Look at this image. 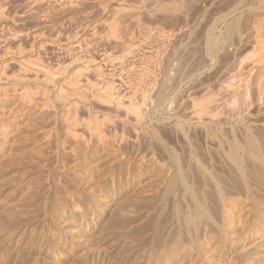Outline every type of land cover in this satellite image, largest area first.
<instances>
[{
    "label": "rangeland",
    "instance_id": "obj_1",
    "mask_svg": "<svg viewBox=\"0 0 264 264\" xmlns=\"http://www.w3.org/2000/svg\"><path fill=\"white\" fill-rule=\"evenodd\" d=\"M5 1L0 2L6 7L0 17V264H264V187L254 180L263 162L241 147L253 139L264 160L259 88H264V0ZM68 2L73 9L64 7ZM226 6L223 24L237 22L241 31H233L232 39L238 45L203 46L205 29ZM49 11L56 15L51 22ZM6 29L22 34L10 39ZM237 91L250 93L249 99L241 96L250 104ZM94 92L121 97L124 109H115L109 98L104 104ZM239 100L247 107L238 106ZM72 118L79 119V131L80 120L102 123L104 147L95 138L89 147L70 138L63 126ZM227 140L237 146L242 169H251L245 182L242 169L224 154L233 144ZM167 168L178 181L165 190L167 180L159 173ZM181 176L190 178L189 188ZM119 180L121 187L112 188ZM187 210L201 219L197 238L189 235ZM178 229L183 239L177 241Z\"/></svg>",
    "mask_w": 264,
    "mask_h": 264
},
{
    "label": "bare ground",
    "instance_id": "obj_2",
    "mask_svg": "<svg viewBox=\"0 0 264 264\" xmlns=\"http://www.w3.org/2000/svg\"><path fill=\"white\" fill-rule=\"evenodd\" d=\"M1 1H2V0H0V2H1ZM3 1H5V0H3ZM40 1H41V0H26L25 3H29V4H31V5H33V4L36 5V4H39ZM45 1H46V0H45ZM54 1H56V0H54ZM63 1H64V0H63ZM72 1H73V0H72ZM75 1H76V2H75ZM75 1H73V2H75V5H76V4L79 5L83 0H75ZM93 1H94V0H93ZM105 1H107V0H105ZM5 2H6V1H5ZM70 2H71V1H70ZM70 2L66 3V4H68V5H65L64 7H67L68 9H71V8H69V7H72L73 5H72V3H70ZM118 2H119V1H118ZM123 2H124V1H123ZM1 3H2V2H1ZM105 3H106V2H105ZM107 3H108V2H107ZM120 3H121V2H120ZM90 4H91V3H90ZM8 5H9V4H8ZM8 5H7V6H8ZM27 5H28V4H27ZM60 5H61V4H60ZM262 5H264V1H262ZM3 6H4V5H3ZM3 6H0V8H1V7L3 8V9H0V17L2 16L4 10L6 9V7L4 8ZM28 6H29V5H28ZM92 6H93V5H92ZM86 7H87V6H86ZM101 7H102L101 9H105V8H106L105 5H104V6H101ZM104 7H105V8H104ZM122 7H123V6H122ZM260 7H261V6H260ZM262 7H263V6H262ZM29 8H30V7H29ZM33 8H34V7H33ZM79 8H80V7H79ZM90 8H91V7H90ZM119 8H121V6H119ZM124 8H125V7H124ZM124 8H123V9H124ZM26 9H27V7H26ZM68 9H65V8H64V11H63V12L68 11ZM72 9H73V7H72ZM37 10H38V9H37ZM51 10H52V9H51ZM51 10H50V11H51ZM74 10H75V9H74ZM89 10H91V9H89ZM120 10H121V9H120ZM6 11H8V9H7ZM50 11H49V13L47 14V16H49V18H50V16H51V15H49V14H50ZM55 11H57V10H55ZM79 11H80V10H79ZM93 11H95V9H94ZM100 11H101V10H100ZM103 11H104V10H103ZM108 11H110V10H108ZM10 12H11V11H10ZM58 12H59V11H58ZM61 12H62V11H61ZM84 12H85V11H84ZM98 12H99V11H98ZM101 12H102V11H101ZM53 13H54V12H53ZM53 13H51V14L53 15V16H51L52 19L47 18V20H48V19L50 20V21L48 20L49 22H51V21L53 20V17H56V15L54 16L55 13H54V14H53ZM56 13H57V12H56ZM252 13H253V12H252ZM7 14H8V13H7ZM26 14H27V13H26ZM249 14H250V13H249ZM59 15H60V14H59ZM47 16H46V17H47ZM64 16H65V15H64ZM82 16H83V15H82ZM84 17H85V16H84ZM108 17H109V16H108ZM239 17H240V16H239ZM239 17H237V18H239ZM254 17H255V16H254ZM59 18H60V17H59ZM70 18H71V17H70ZM62 19H64V18H62ZM77 19H78V18H77ZM249 19H250V18H249ZM87 20H88V19H87ZM101 20H102V19H101ZM235 20H236V19H235ZM235 20H234V21H235ZM41 21H42V20H41ZM60 21H61V20H60ZM75 21H76V20H75ZM85 21H86V20H85ZM114 21H115V20H114ZM236 21H237V20H236ZM87 22H88V21H87ZM87 22H86V23H87ZM100 22H101V21H100ZM239 22H240V21H238V23H239ZM39 23H40V22H39ZM45 23H46V19H45ZM47 23H48V22H47ZM54 23H55V22H54ZM64 23H65V22H64ZM96 23H97V22H96ZM233 23L235 24V23H237V22H233ZM233 23H231V24H232V25H231V28L234 29V31H236V32H237V31L239 32V30L241 31V29L235 30V27H234V24H233ZM8 24H9V23H8ZM10 24H11V23H10ZM41 24L43 25V23H41ZM48 24H49V23H48ZM50 24H51V23H50ZM76 24H77V23H76ZM93 24H94V23H93ZM109 24H110V23H109ZM248 24H249V23H248ZM12 25H16V24H12ZM20 25H21V24H20ZM78 25H79V24H78ZM111 25H112V24H111ZM235 25H236V24H235ZM237 25H238V24H237ZM245 25H246V24H245ZM255 25H256V24H255ZM2 26H3V25H2ZM52 26H53V25H52ZM105 26H106V25H105ZM108 26H109V25H108ZM252 26H253V25H252ZM64 27H65V26H64ZM68 27H69V26H68ZM78 27H79V26H78ZM95 27H96V26H95ZM100 27H101V26H100ZM109 27H110V26H109ZM115 27H117V26H115ZM115 27H114V28H115ZM228 27H230V26H228ZM236 27H237V26H236ZM248 27H249V26H248ZM256 27H257V26H256ZM43 28H44V27H43ZM52 28H53V27H52ZM90 28H91V27H90ZM103 28H104V27H103ZM110 28H112V27H110ZM231 28H230V30H228L227 32H228L229 34H230V33H231V34L235 33V32H233V33H232V32H229V31H232ZM254 28H255V27H254ZM9 29H10V28H9ZM9 29H6V30H9ZM13 29H14V28H13ZM16 29H17V28H16ZM27 29H28V28H27ZM82 29H83V28H82ZM6 30H5V31H6ZM10 30H11V29H10ZM10 30H9V31H10ZM40 30H41V29H40ZM54 30H55V29H54ZM96 30H97V28H96ZM212 30H213V29H212ZM3 31H4V30H3ZM18 31H19V30H12V32L10 31V33H9V34H10V36H9L10 39H11V38H12V39H13V38L15 39V36H17V38H18V36H19L20 34H22V32H21V33H19V35H18V33H17ZM35 31H36V30H35ZM44 31H46V30H44ZM49 31H50V30H49ZM209 31H210V30H209ZM0 32H2V31H0ZM19 32H20V31H19ZM26 32H27V31H26ZM30 32H31V31H30ZM38 32H39V31H38ZM47 32H48V31H47ZM115 32H116V31H115ZM115 32H114V33H115ZM210 32H211V31H210ZM254 32H255V31H254ZM7 33H8V32H7ZM32 33H33V32H32ZM32 33H31V34H32ZM51 33H52V31H51ZM91 33H92V31H91ZM106 33H107V32H106ZM26 34H27V33H26ZM48 34H49V33H48ZM48 34H47V35H48ZM53 34H54V33H53ZM235 34H236V33H235ZM91 35H92V34H91ZM111 35H112V34H111ZM209 35H211V33L208 32V36H209ZM6 36H7V35H6ZM43 36H44V35H43ZM213 36H215V35H213ZM213 36L211 35V36H210V39H211ZM228 36H229V35H228ZM0 37H1V36H0ZM30 37H31V36H30ZM53 37H54V36H53ZM53 37H52V38H53ZM99 37H100V36H99ZM105 37H106V36H105ZM226 37H227V36H226ZM230 37H231V36H230ZM254 37H255V36H254ZM6 38H7V37H6ZM68 38H69V37H68ZM102 38H103V37H102ZM207 38H208V37H207ZM35 39H36V38H35ZM65 39H66V37H65ZM100 39H101V38H100ZM111 39H112V38H111ZM214 39H215V38H214ZM216 39H217V36H216ZM255 39H256V37H255ZM5 40H6V39H5ZM5 40H4V41H5ZM15 40H16V39H15ZM52 40H53V39H52ZM208 40H209V39H208ZM211 40H212V39H211ZM227 40L229 41V39H227ZM13 41H14V40H13ZM58 41H59V40H58ZM84 41H85V40H84ZM100 41H101V40H100ZM213 41H214V43L216 44L215 40H213ZM231 41H232V40H231ZM231 41H230V42H231ZM42 42H43V41H42ZM93 42H94V41H93ZM209 42H211V41H209ZM1 43H2V42H1ZM22 43H23V42H22ZM212 43H213V42H212ZM256 43H257V42H256ZM259 43H260V42H259ZM261 43H262V41H261ZM35 44H36V43H35ZM79 44H80V43H79ZM94 44H95V43H94ZM99 44H100V43H99ZM0 45H1V44H0ZM3 45H4V44H3ZM18 45H19V44H18ZM23 45H24V44H23ZM42 45H43V44H42ZM213 45H214V44H213ZM232 45H233V44H232ZM258 45H260V44H258ZM261 45H262V44H261ZM19 46H21V45H19ZM70 46H71V45H70ZM78 46H79V45H78ZM208 47H209V45H208ZM211 47H214V46L211 45ZM23 48H25V47H23ZM30 48H31V47H30ZM68 48H69V47H68ZM77 48H78V47H77ZM259 48H260V47H259ZM21 49H22V48H21ZM27 49L29 50V48H27ZM19 50H20V47H19ZM23 50H24V49H23ZM25 50H26V49H25ZM30 50H31V49H30ZM20 51H21V53H22V50H20ZM67 51H68V50H67ZM12 52H13V51H12ZM19 53H20V52H19ZM101 53H102V52H101ZM256 58H257V57H256ZM258 58H259V57H258ZM32 59H33V58H32ZM259 59H262V57L259 58ZM38 61H39V60H38ZM86 61H87V60H86ZM253 62H254V61H253ZM253 62H252V63H253ZM257 62H258V61H256V63H257ZM259 62H260V61H259ZM39 63H40V61H39ZM33 64H34V63H33ZM179 64H180V63H179ZM232 64H233V63H232ZM241 64H242V63H241ZM250 64H251V63H250ZM2 66H4V65H2ZM26 66H27V65H26ZM254 66H255V64H254ZM254 66H253V67L251 66V67L254 68ZM240 67H241V66H240ZM255 67H256V66H255ZM1 68H2V67H1ZM78 69H79V68H78ZM64 70H65V69H64ZM3 71H4V70H3ZM33 71H34V70H33ZM27 72H28V71H27ZM78 72H79V71H78ZM80 72H81V71H80ZM109 72H110V71H109ZM115 72H116V71H115ZM2 73H3V72H2ZM73 73H75V72H73ZM103 73H104V72H103ZM252 73H253V72H252ZM57 74H58V73H57ZM63 74H64V73H63ZM171 74H172V73H171ZM178 74H179V73H178ZM184 74H185V73H184ZM257 75H259V74L257 73ZM260 75H261V73H260ZM260 75L258 76L259 78H260ZM263 75H264V74H263ZM263 75H262V76H263ZM0 76H1V75H0ZM248 76H249V74H248ZM75 77H76V76H75ZM250 77H251V76H250ZM250 77H248V78H250ZM254 77H255V76H254ZM82 78H83V77H82ZM259 78H257V80H259ZM261 78H262V77H261ZM261 78H260V80H261ZM76 79H77V78H76ZM106 79H107V78H106ZM167 79H168V77H167ZM254 79H256V78H254ZM263 79H264V78H263ZM86 80H87V79H86ZM89 80H90V78H89ZM99 80H100V79H99ZM252 80H253V79H252ZM260 80H259L258 82H260ZM176 81H177V80H176ZM176 81H175V82H176ZM261 81H262V80H261ZM70 82H71V81H70ZM247 82H248V80H247ZM252 82H253V81H252ZM258 82H257V83H258ZM81 83H82V82H81ZM116 83H117V82H116ZM122 83H123V82H122ZM239 83H240V82H239ZM255 83H256V82H255ZM255 83H254V84H255ZM261 83H262V82H261ZM261 83H260V84H261ZM97 84H98V83H97ZM159 84H160V83H159ZM260 84H259V85H260ZM90 85H91V84H90ZM94 85H95V83H94ZM112 85H113V84H112ZM157 85H158V84H157ZM171 85H172V84H171ZM228 85H229V84H228ZM241 85H242V84H241ZM251 85H252V84H251ZM262 85H263V84H262ZM76 86H78V85L76 84ZM108 86H109V85H108ZM116 86H117V85H116ZM119 86H120V85H119ZM158 86H159V85H158ZM165 86H166V85H165ZM233 86H234V85H233ZM243 86H244V85H243ZM255 86H256V84H255ZM257 86H258V84H257ZM68 87H69V86H68ZM130 87H131V86H130ZM188 87H189V86H188ZM236 87H237V86H236ZM238 87H239V86H238ZM241 87H242V86H241ZM244 87H245V86H244ZM247 87H248V86H247ZM247 87H246V88H247ZM71 88H72V86H71ZM115 88H116V87H115ZM132 88H133V87H132ZM225 88H226V87H225ZM246 88H245V89H246ZM256 88H258V87H256ZM256 88H255V89H256ZM259 88L263 89V91H264V88H262L261 86H260ZM259 88H258V90H259ZM78 89H79V90H82V89H80V87H79ZM84 89H85V88H84ZM86 89H87V88H86ZM88 89H89V88H88ZM130 89H131V88H130ZM163 89H164V88H163ZM182 89H183V88H182ZM226 89H228V88H226ZM234 89H235V88H234ZM239 89H240V91H242L241 88H239ZM248 89H249V88H248ZM261 89H260V90H261ZM39 90H40V88H39ZM75 90H76V89H75ZM96 90H97V89H96ZM131 90H132V89H131ZM186 90H187V89H186ZM229 90H230V89H229ZM236 90H237V89H236ZM243 90H244V89H243ZM249 90H250V89H249ZM253 90H254V89H253ZM258 90H257V92H260V90H259V91H258ZM23 91H24V90H23ZM119 91H120V90H119ZM132 91H133V90H132ZM231 91H234V90L231 89ZM251 91H252V90H251ZM261 91H262V90H261ZM24 92H25V91H24ZM26 92H27V91H26ZM26 92H25V93H26ZM28 92H29V91H28ZM72 92H73V91H72ZM91 92H92V91H91ZM126 92H127V91H126ZM237 92H238V91H237ZM253 92H254V91H253ZM25 93H24V94H25ZM69 93H70V92H69ZM69 93H68V94H69ZM73 93H75V92H73ZM76 93H77V92H76ZM92 93H93V92H92ZM96 93H98V92H96ZM113 93H114V91L112 92V94H113ZM223 93H224V91H223ZM240 93H241V92H238V94H239V96H240V99H241V98H242V99H246V101L249 99L247 96H248L250 93L247 94V96H246V94H245V95H243V94L241 95ZM247 93H248V91H247ZM254 93H255V92H254ZM262 93H264V92H262ZM262 93H261V94H262ZM20 94H21V93H20ZM24 94H22V95H24ZM77 94H79V93H77ZM83 94H84V93H83ZM86 94H87V93H86ZM88 94H89V93H88ZM88 94H87V95H88ZM99 94H100V93H99ZM99 94H95V92H94V94H93L94 96H95V95L98 96V99H97V100L102 99V101L104 102V100H109V99H111V100H113V102H116V103H115V104H116V107L114 106L115 109H117V107L120 108L119 105L122 104V101H121L122 98H121V97H120L121 99H120V98L118 99V97H110V96H111L110 92H107L106 95H102V94L99 95ZM135 94H136V93H135ZM234 94H237V93H234ZM255 94H256V93H255ZM258 94H259V93H258ZM261 94H259V95L261 96ZM26 95H27V93H26ZM43 95H44V94H43ZM60 95H61V93H60ZM66 95H67V94H66ZM81 95H82V94H81ZM89 95H91V94H89ZM117 95L120 96L119 94H117ZM117 95H116V96H117ZM121 95L123 96V94H121ZM133 95H134V94H133ZM179 95H180V94H179ZM262 95H264V94H262ZM30 96H31V95H30ZM36 96H37V95H36ZM70 96H71V95H70ZM74 96H76V95L74 94ZM79 96H80V94H79ZM112 96H113V95H112ZM124 96H125V95H124ZM233 96L235 97V95H233ZM237 96H238V95H237ZM241 96H246L248 99H247L246 97L243 98V97H241ZM249 96H251V95H249ZM253 96H254V95H253ZM256 96H258V95H256ZM256 96H255V97H256ZM33 97H34V95H33ZM38 97H39V96H38ZM65 97H66V96H65ZM82 97H84V96L82 95ZM82 97H81V99H83ZM90 97H91V96H90ZM133 97H134V96H133ZM234 97H233V98H234ZM41 98H42V97H41ZM43 98H44V96H43ZM62 98H63V97H62ZM77 98H78V97H77ZM86 98H87V97H86ZM88 98H89V97H88ZM88 98H87V99H88ZM92 98H93V96H92ZM108 98H109V99H108ZM129 98H130V97H129ZM188 98H189V97H188ZM235 98L237 99L238 97H235ZM235 98H234V99H235ZM261 98H262V97H261ZM261 98H257V99H260V101L263 99V101H264V96H263L262 99H261ZM44 99H45V98H44ZM103 99H104V100H103ZM216 99H217V98H216ZM216 99H215V100H216ZM220 99H221V98H220ZM250 99L252 100L253 98H250ZM257 99H254V100H256V102L259 103V104L261 103V105H262V102H263V101L258 102ZM46 100H47V99H46ZM61 100H62V99H61ZM89 100H91V98H90ZM92 100H93V99H92ZM92 100H91V101H92ZM111 100H110V104H111ZM115 100H116V101H115ZM122 100H124V99H122ZM141 100H142V99H141ZM190 100H191V99H190ZM192 100H193V99H192ZM212 100H213V99H212ZM215 100H214V101H215ZM251 100H250V101H251ZM80 101H81V100H80ZM80 101H79V102H80ZM130 101H131V100H130ZM150 101H151V100H150ZM177 101H178V100H177ZM185 101H186V100H185ZM217 101H218V100H217ZM241 101H242V100H241ZM246 101H245V103H246ZM94 102H95V101H94ZM98 102H99V101H98ZM98 102H97V103H98ZM128 102H129V100H128ZM128 102H127V103H128ZM131 102L133 103V101H131ZM137 102H138V101H137ZM175 102H176V101H175ZM210 102H212V101L210 100ZM233 102H234V100H233ZM252 102H255V101H252ZM252 102H251V104H252ZM89 103H90V102H89ZM91 103H92V102H91ZM100 103H101V102H99V104H100ZM105 103H106V102H104V104H105ZM185 103H186V102H185ZM189 103H190V102H189ZM201 103H202V102H201ZM217 103H218V102H217ZM219 103H220V102H219ZM241 103H242V102H241ZM245 103H244V104H245ZM247 103H249V102L247 101ZM247 103H246V107H247ZM44 104H45V103H44ZM72 104H74V103H72ZM75 104H76V102H75ZM102 104H103V103H102ZM108 104H109V103H108ZM113 104H114V103H113ZM115 104H114V105H115ZM123 104H124V103H123ZM123 104H122V105H123ZM170 104H171V103H170ZM224 104H225V103H224ZM244 104H241V105H240V100H239V104H238V106L240 105V107H243L242 105H244ZM249 104H250V103H249ZM254 104H255V103H254ZM69 105H70V103H69ZM77 105H78V104H77ZM79 105H80V104H79ZM111 105H112V104H111ZM128 105H129V104H128ZM198 105H199V104H198ZM233 105H234V104H233ZM235 105H236V104H235ZM235 105H234V107H235ZM71 106H72V105H71ZM83 106H84V104H83ZM124 106H125V105H124ZM131 106H132V105H131ZM135 106H136V105H135ZM172 106H173V105H172ZM238 106H237V107H238ZM250 106H251V105H250ZM250 106H248V107H250ZM72 107H73V106H72ZM75 107H76V106H75ZM86 107H87V106H86ZM89 107H91V106H89ZM110 107H111V106H110ZM133 107H134V106H133ZM140 107H141V106H140ZM185 107H186V106H185ZM193 107H194V106H193ZM198 107H199V106H198ZM200 107L202 108V106H200ZM222 107H223V106H222ZM230 107H231V106H230ZM230 107H229V108H230ZM240 107H239V108H240ZM244 107H245V106H244ZM263 107H264V106H263ZM92 108H93V107H92ZM121 108H122V107H121ZM121 108H120V109H121ZM128 108H129L130 110L132 109L131 107H128ZM128 108L126 107L125 110L127 111ZM164 108H165V107H164ZM170 108H171V107H170ZM187 108H188V107H187ZM220 108H221V107H220ZM220 108H219V109H220ZM231 108H233V107H231ZM239 108H238V109H239ZM109 109H110V108H109ZM123 109H124V108H122V110H123ZM137 109H138V108H137ZM198 109H199V108H198ZM214 109H215V108H214ZM67 110H68V109H67ZM113 110H114V109H113ZM130 110H129V112H130ZM138 110H139V109H138ZM138 110H137V112H140V111H141V110H140V111H138ZM186 110H188V109H186ZM221 110H222V109H221ZM232 110H233V109H232ZM234 110L238 111V110L236 109V107L234 108ZM72 111H73V110H72ZM126 111H125L124 113H128V112H126ZM132 111H133V109H132ZM132 111H131V112H132ZM135 111H136V109H135ZM211 111H212V115H213V113H214L215 111H214V110H211ZM213 111H214V112H213ZM229 111H230V110H229ZM239 111H240V110H239ZM109 112H110V111H109ZM131 112H130V114H132ZM137 112H135V113H137ZM141 112H142V111H141ZM145 112H146V111H145ZM177 112H178V111H177ZM181 112H182V111H181ZM191 112H192V111H191ZM194 112H195V111H194ZM199 112H200V110H199ZM199 112L196 111V114L198 113V115H199ZM227 112H228V111H227ZM241 112H242V111H241ZM245 112H246V111H245ZM112 113H113V111H112ZM115 113H116V112H115ZM120 113H121V112H120ZM208 113H209V112H208ZM216 113H217V112H216ZM216 113H214V115H216ZM220 113H222V112H220ZM248 113H249V112H248ZM133 114H134V113H133ZM140 114H141V113H140ZM177 114H178V113H177ZM201 114H203V113H201ZM218 114H219V112H218ZM61 115H62V114H61ZM68 115H69V114H68ZM71 115H73V114H71ZM76 115H77V114H76ZM95 115H96V114H95ZM95 115H94V116H95ZM124 115H125V114H124ZM134 115H135V114H134ZM194 115H195V114H194ZM198 115H197V116H198ZM94 116H93V117H94ZM118 116H119V115H118ZM128 116H129V115H128ZM139 116H140L139 113H137V114L135 115L136 118H138ZM191 116H192V115H191ZM197 116H196V117H197ZM205 116H207V117L210 116V121H211V118L214 119V118L217 117V115L214 116V118L211 117V115H205ZM218 116H219V115H218ZM65 117H66V116H65ZM95 117H97V116H95ZM95 117H94V118H95ZM140 117H141V116H140ZM200 117H202V115H200ZM200 117H198V118H200ZM67 118H68V117H67ZM74 118H75V117H74ZM74 118H72V119H73L72 122H70L71 120H70V121L68 120V122H67L66 120H64V121H65V124H64L63 127H64V130L66 131V132H65V131H64V132H65L66 134L68 133V136H69L70 138L74 139V141L76 140L75 142H77V143L80 142V141H82L81 143L84 142L85 144H84V143H83V144H84V145H87V146L91 143V142L89 143V141H91V139L95 138L96 141H97L96 143H99L100 146L103 145V141H104V139H105L106 133H104V126L102 125V123H98V121H97L96 124H95V123H94V124H93V123L91 124V121H90V120H87V121L84 120L85 122L83 123V120H80V121H82V122H79V123H82V124H80V125H81V128H80V131H79V129H77V128H79L78 125H77L78 127L75 128V127H76V121L79 120V119H77L78 117L76 118L77 120H75ZM88 118H89V117H88ZM88 118H87V119H88ZM94 118H93V119H94ZM105 118H106V116H105ZM191 118H192V117H191ZM191 118H190V119H191ZM205 118H206V117H205ZM70 119H71V118H70ZM89 119H90V118H89ZM97 119H98V118H97ZM108 119H109V118H108ZM194 119H195V118H194ZM207 119H208V118H207ZM217 119H219V120L221 121V119H220L219 117H217ZM247 119H248V118H247ZM95 120H96V119H95ZM109 120H110V119H109ZM137 120L139 121V118H138ZM205 120H206V119H205ZM249 120H250V119H249ZM251 120H252V119H251ZM57 121H58V120H57ZM74 121H75V122H74ZM128 121H129V120H128ZM135 121H136V120H135ZM190 121H191V120H190ZM202 121H203V120H202ZM202 121H201V124H202ZM208 121H209V120H207V122H208ZM210 121H209V122H210ZM212 121H213V120H212ZM238 121H239V120H238ZM66 122H67V124H66ZM69 122H70V123H69ZM102 122H103V121H102ZM110 122H111V121H110ZM110 122L108 121L107 123L110 124ZM131 122H132V121H131ZM213 122H214V121H213ZM216 122H217V121H216ZM218 122H219V121H218ZM218 122H217V123H218ZM77 123H78V121H77ZM135 123H136V122H135ZM138 123H139V122H138ZM211 123H212V122H211ZM214 123H215V122H214ZM244 123H245V122H244ZM136 124H137V123H136ZM212 125H213V123H212ZM216 125H217V124H216ZM250 125H251V124H250ZM52 126H53V125H52ZM141 126H142V125H141ZM143 126H145V125H143ZM204 126H205V125H204ZM209 126H210V124H209ZM220 126H221V124H220ZM108 128H109V127H108ZM246 128H247V127H246ZM131 129H132V128H131ZM138 129H139V128H138ZM209 129H210V128H209ZM222 129H223V128H222ZM226 129H227V128H226ZM244 129H245V128H244ZM244 129H243V130H244ZM248 129H249V128H248ZM105 130H106V129H105ZM115 130H116V129H115ZM139 130H140V129H139ZM213 130H215V129H213ZM217 130H218V129H217ZM54 131H55V130H54ZM108 131H109V130H108ZM132 131H133V130H132ZM176 131H177V130H176ZM210 131L212 132L211 129H210ZM210 131H208V132H210ZM255 131H256V130H255ZM208 132L206 131V133H208ZM110 133H111V132H110ZM113 133H114V132H113ZM121 133H122V132H121ZM121 133H120V134H121ZM225 133H226V132H225ZM239 133H240V132H239ZM242 133H243V132H242ZM245 133H246L245 135L248 134L247 132H245ZM250 133H252V132L250 131L249 134H250ZM258 133H260V132H258ZM66 134H65V136L67 137ZM120 134H119V136H120ZM262 134H263V133H262ZM226 135H227V134H226ZM237 135H239V134H237ZM237 135H236V136H237ZM241 135H242V134H241ZM251 135H252V134H251ZM59 136H60V135H59ZM116 136H117V135H115V137H116ZM189 136H190V135H189ZM189 136H188V137H189ZM212 136H214V135L212 134ZM236 136H235V138H236ZM242 136L244 137V135H242ZM247 136H249V135H247ZM121 137H122V136H121ZM214 137H215V136H214ZM249 137H251V136H249ZM64 138H65V137H64ZM64 138H63V139H64ZM113 138H114V137H113ZM139 138H140V137H139ZM238 138L240 139V137H237L236 139H238ZM192 139H193V137H192ZM212 139H213V138H212ZM236 139H235V140H236ZM243 139H245V138H243ZM258 139H259V138H258ZM115 140H116V139H115ZM115 140H114V141H115ZM120 140H121V139H120ZM123 140H124V139H123ZM135 140H136V139H135ZM232 140H233V139H232ZM232 140H231V141L229 140L230 143H233ZM245 140H246V139H245ZM66 141H67V140H66ZM92 141H93V140H92ZM222 141H223V139H222ZM233 141H234V140H233ZM239 141H240V140H239ZM246 141H247V142H244L245 145L243 144V142H242V143L237 142V143H239V144H237V145L243 144V145H241V147L244 146V147H245L244 149L246 150V152H248V153H252V154L254 155V158H256V159H254V161H255V160H256V161H259V160H260V162H261V161L263 162L262 165L259 163L260 167H259L258 164H255V165H258V167H257L256 173H255L254 180H255V181L257 180L256 182L262 184L263 187H264V160H263V157H262L261 151H259V152H260V155H259V153H258V149H257V147H256L258 144H257V145L255 144L256 141H253V139H251V138H247ZM93 142H94V141H93ZM194 142H195V141H194ZM226 142H228V140H227ZM240 142H241V141H240ZM248 142L254 143V144H255V146H254L255 148L249 147V146L247 145ZM59 143H60V142H59ZM62 143H63V142H62ZM66 143H67V142H66ZM110 143H111V142H110ZM114 143H115V142H114ZM156 143H157V142H156ZM218 143L221 144L222 142H221V143L218 142ZM224 143H225V142H223V144H224ZM228 143H229V142H228ZM230 143H229V144H230ZM235 143H236V142H235ZM246 143H247V144H246ZM101 144H102V145H101ZM213 144H214V143H213ZM223 144H222V145H223ZM225 144H226V143H225ZM225 144H224V145H225ZM54 145H55V144H54ZM60 145H61V144H60ZM63 145H64V144H63ZM66 145H67V144H66ZM75 145H76V144H75ZM80 145H81V144H80ZM80 145H79V146H80ZM84 145H83V146H84ZM91 145H92V144H91ZM135 145H136V144H135ZM139 145H140V144H139ZM246 145H247L248 147H247ZM76 146H77V145H76ZM79 146H77V147H79ZM116 146H117V145H116ZM218 146L220 147L221 145H218ZM229 146H230V147L227 148V150H225V152H224L225 156H227V157L230 159V161H231V160L234 161V163H235L236 167L238 168V170H239V169H242V165H243V164L241 165V162L239 161L238 156H237V154H238V153L236 152L237 149L235 148V147H237V146H236L234 143H233V144H230ZM54 147H55V146H54ZM72 147H73V146H72ZM88 147H89V146H88ZM95 147H96V146H95ZM98 147H99V146H98ZM102 147H104V146H102ZM206 147H207V146H206ZM222 147H224V146H222ZM225 147H226V146H225ZM258 147H259V146H258ZM61 148H62V147H61ZM83 148H84V147H83ZM91 148H94V147L91 146ZM91 148H89V149H91ZM99 148H100V147H99ZM112 148H113V147H112ZM238 148H240V146H239ZM259 148H260V147H259ZM72 149H73V148H72ZM89 149H88V150H89ZM114 149H115V148H114ZM114 149H113V150H114ZM133 149H134V148H133ZM222 149H223V148H222ZM64 150H65V149H64ZM94 150H95V149H94ZM94 150H93V151H94ZM191 150H192V149H191ZM203 150H204V149H203ZM242 150H243V147H242ZM69 151H70V150H69ZM74 151H75V150H74ZM127 151H128V150H127ZM182 151H183V150H182ZM223 151H224V150H223ZM239 151H240V150H239ZM239 151H238V152H239ZM67 152H68V151H67ZM70 152H71V151H70ZM78 152H79V151H78ZM132 152H133V151H132ZM73 153H74V152H73ZM209 153H210V152H209ZM240 153H241V151H240ZM64 154H65V153H64ZM81 154H82V152H81ZM123 154H124V153H123ZM161 155H162V154H161ZM219 155H220V154H219ZM248 155H249V154H248ZM250 155H251V154H250ZM68 156H69V155H68ZM68 156H67V157H68ZM127 156H128V155H127ZM221 156H222V154H221ZM243 156H245V155H243ZM251 156H252V155H251ZM251 156H250V157H251ZM67 157H66V158H67ZM128 157H130V156H128ZM131 157H132V156H131ZM184 157H185V156H184ZM245 157H246V156H245ZM138 158H139V157H138ZM155 158H156V157H155ZM205 158H206V157H205ZM216 158H217V157H216ZM239 158H240V157H239ZM242 158H243V157H242ZM246 158H247V157H246ZM68 159H69V158H68ZM121 159H122V158H121ZM141 159H142V157H141ZM159 159H160V158H159ZM203 159H204V158H203ZM203 159H202V160H203ZM222 159H223V158H222ZM251 159H253V156H252ZM257 159H259V160H257ZM79 160H80V159H79ZM241 160H244V159H241ZM55 161H56V160H55ZM160 161H161V160H160ZM220 161H221V160H220ZM252 161H253V160H252ZM149 162H150V161H149ZM149 162H148V163H149ZM167 162H168V161H167ZM189 162H190V161H189ZM206 162H207V161H206ZM231 162H232V161H231ZM262 162H261V163H262ZM137 163H138V162H137ZM253 163H255V162H253ZM253 163H252V164H253ZM120 164H121V163H120ZM124 164H125V163H124ZM220 164H221V163H220ZM59 165H60V164H59ZM190 165H191V164H190ZM151 166H152V165H151ZM227 166H228V165H227ZM233 166H234V164H233ZM61 167H62V166H61ZM123 167H124V166H123ZM162 167H163V165H162ZM214 167H215V166H214ZM216 167L219 168V166H216ZM216 167H215V168H216ZM234 167H235V166H234ZM236 167H235V168H236ZM251 167H253V165H252ZM183 168H184V167H183ZM230 168L233 169L232 167H230ZM237 168H236V169H237ZM59 169H60V168H59ZM130 169H131V168H130ZM193 169H194V168H193ZM193 169H192V170H193ZM219 169H220V168H219ZM236 169H235V170H236ZM244 169H245V170L242 169V171L240 170L239 173H240V177H241V179L245 182V181L248 179V177H247V176L249 175L248 170L251 171V169H249V168L247 169V168H245V167H244ZM255 169H256V168H255ZM78 170H79V169H78ZM162 170H163V172H162V173H159V174H161V177H164V178L167 180L165 190L171 188L172 186L174 187V185L177 184L178 179H177L174 175H171V173H172L171 171L168 172L169 168H167V169H162ZM164 170H166V171H164ZM233 170H234V169H233ZM238 170H237V171H238ZM182 171H183V170H182ZM185 171H187V170H185ZM211 171H212V170H211ZM219 171H220V170H219ZM160 172H161V170H160ZM187 172H188V171H187ZM234 172H236V171H234ZM254 172H255V170H254ZM254 172H253V173H254ZM194 173H195V172H194ZM203 173H204V172H203ZM224 173H225V172H224ZM225 174H226V173H225ZM232 174H233V173H232ZM53 175H54V174H53ZM59 175H60V174H59ZM61 175H62V174H61ZM178 175H179V174H178ZM194 175H195V174H194ZM250 175H252V174H250ZM183 176H184V175H183ZM188 176H190V175H188ZM204 176L207 178L206 174H205ZM214 176H215V175H214ZM218 176H219V175H218ZM215 177H216V176H215ZM219 177H221V176H219ZM249 177H251V176H249ZM64 178H65V177H64ZM178 178H179V177H178ZM186 178H187V177H186ZM186 178H185V177L182 178V176H181L180 179L182 180V182H180V183H182L183 186L189 188V186H191V185L188 183L189 181H187ZM197 178H198V177H197ZM223 178H224V177H223ZM232 178H233V177H231V180H232ZM180 179H179V181H181ZM187 179H188V178H187ZM189 179H190V178H189ZM189 179H188V180H189ZM58 180H59V179H58ZM221 180H223V179H221ZM224 180H226V179H224ZM235 180H237V179H235ZM248 181H249V180H248ZM59 182H60V181H59ZM205 182H206V181H205ZM233 182H234V181H233ZM235 182H237V181H235ZM249 182H250V181H249ZM190 183H191V182H190ZM199 183H200V182H199ZM225 183H226V182H225ZM237 183H238V182H237ZM240 183H241V182H240ZM65 184H66V183H65ZM121 184H122V181L119 180L118 183H117L114 187H112V188H114V189H115V188H118V189H119V188L121 187ZM197 185H198V184H197ZM241 185H242V184H241ZM193 186H194V185H193ZM234 186H236V185H234ZM58 187H60V185H59ZM70 187H71V185H70ZM257 187H258V186H257ZM261 187H262V186H261ZM61 189H62V188H61ZM202 189H203V188H202ZM239 189H240V188H239ZM242 189H243V188H242ZM55 190H57L56 186H55V188L53 189V191H55ZM178 190H179V189H178ZM253 190H254V189H253ZM263 190H264V188H263ZM61 191L63 192V190H61ZM170 191H171V190H170ZM170 191H169V192H170ZM194 191H195V190H194ZM206 192H208V191H206ZM230 192H231V191H230ZM50 193H51V192H50ZM226 193H227V192H226ZM51 194H52V193H51ZM78 194H79V193H78ZM208 194H209V192H208ZM260 194H261V193H260ZM77 196H79V195H77ZM206 196H207V195H206ZM186 197H187V196H186ZM260 197H261V196H260ZM51 198H52V197H51ZM177 198H178V197H177ZM198 200H199V199H198ZM198 200H197V201H198ZM82 202H83V201H82ZM192 203H193V202H192ZM192 203H191V205H193ZM194 205H195V204H194ZM202 205H203L202 200H201V201L199 200V202H198V207H197V208H198V211H199V208H200ZM181 206H182V205H181ZM195 206H196V205H195ZM195 206H194V207H195ZM199 206H200V207H199ZM225 206H226V205H225ZM176 207H177V206H176ZM187 207H188V206H187ZM189 207H191V206H189ZM204 207H205V206H204ZM173 208H175V206H173ZM195 208H196V207H195ZM195 208H194V209H195ZM202 208H203V207H202ZM191 209H192V207L190 208V210H191ZM195 210H196V209H195ZM226 210H227V209H226ZM81 211H82V210H81ZM187 211H188V210H187ZM191 211H192V210H191ZM191 211H188V212H189V213H188L189 215L186 216V217L184 218V221H185V222H191V224H192V225H191L192 230H191V232L189 233V235L191 234V238H197V236H199L198 233H200V232H199L200 230L198 231V222H197V221H198V220L200 221L201 219H199L198 216H195V214H196L197 212L195 213V211L193 210L194 213H195V214H193ZM196 211H197V210H196ZM173 212H174V210H173ZM199 212H200V211H199ZM169 213H170V212H169ZM174 213H175V212H174ZM83 214H85V210H83L82 215H83ZM176 214H177V213H176ZM198 214H199V213H198ZM182 215H183V214H182ZM199 216H201V214H200ZM173 217H174V216H173ZM175 218H176V217H175ZM182 218H183V217H181L180 219H182ZM200 218H201V217H200ZM165 219H167V218H165ZM165 219H164V220H165ZM177 219H178V218H177ZM172 221H173V220H172ZM182 221H183V219H182ZM166 222H167V221H166ZM163 224H165V223H163ZM184 224L186 225L187 223H184ZM168 225H170V224H168ZM159 227H160V224H159ZM183 227H184V226H182V228H183ZM186 227H187V228H191V227H188V226H186ZM186 227H185V228H186ZM165 228H166V227H165ZM175 228H176V227H175ZM179 228H180V227H179ZM167 229H168V227H167ZM181 230H182V229H181ZM181 230L178 229L177 234H175V235H176L175 237H176L177 241H178V239L181 238V237H182V239H183V236H181ZM155 232H156V235H158V236L160 235V234H159V233H160V228H158V226H157V230H156ZM170 232H171V231H170ZM174 232H175V231H174ZM202 232H203V231H202ZM161 233H162V232H161ZM182 233H184V232H182ZM204 233H205V231H204ZM168 234H170L169 231H168ZM173 234H174V233H173ZM200 234H201V233H200ZM172 236H173V235H171V236L169 235V239H170V237H172ZM185 236H186V235H185ZM187 236H188V235H187ZM189 237H190V236H189ZM159 238H160V236L158 237V239H159ZM167 238H168V235H167ZM173 238H174V237H173ZM200 238H201V236H200ZM171 239H172V238H171ZM165 240H166V239H165ZM174 240H175V239H174ZM184 240H185V239H184ZM157 241H158V240H157ZM160 241H161V239H160ZM175 241H176V240H175ZM181 241H182V240H181ZM192 241H193V240H192ZM194 241H195V240H194ZM158 242H159V241H158ZM165 242H166V241H165ZM170 243H172V241H171ZM173 243H174V242H173ZM178 243L181 244L180 241H179ZM186 243H189V242L187 241ZM190 243H191V242H190ZM192 243H193V242H192ZM159 244H160V242H159ZM161 244H162V243H161ZM164 244H165V243H164ZM179 244H178V245H179ZM156 245H157V243H156ZM194 245H197V244H194ZM175 246H176V245H175ZM188 246H189V245H188ZM159 247H160V245H159ZM164 247H166V246H164ZM167 247H168V246H167ZM180 247H181V246H180ZM191 247H195V246H191ZM191 247H190V248H191ZM156 248H157V247H156ZM175 248H176V247H175ZM169 249H170V248H169ZM173 249H174V248H173ZM188 249H189V248H188ZM160 250H161V249H160ZM176 250H177V249H176ZM183 250H184V249H183ZM156 251H157V249H156ZM174 251H175V250H174ZM159 252H160V251H159ZM164 252H165V249H164ZM171 252H173V251H171ZM176 252H177V251H176ZM156 253H157V252H156ZM183 253H184V251H183ZM157 254H158V253H157ZM165 254H166V253H165ZM168 256H169V255H168ZM163 257H164V256H163ZM165 257H166V256H165ZM165 257H164V260H165ZM166 258H167V257H166ZM158 259H159V258H158ZM161 259H162V258H161ZM232 259H233V258H232ZM165 261H166V260H165ZM235 261H236V260H235ZM168 262H169V261H168ZM201 263H202V262H201ZM215 263H216V262H215ZM215 263H214V264H215ZM163 264H165V263H163Z\"/></svg>",
    "mask_w": 264,
    "mask_h": 264
},
{
    "label": "crops",
    "instance_id": "obj_3",
    "mask_svg": "<svg viewBox=\"0 0 264 264\" xmlns=\"http://www.w3.org/2000/svg\"><path fill=\"white\" fill-rule=\"evenodd\" d=\"M228 8H229V6H226L225 7V10H221V11L215 13V15H216V16L214 15V17L216 18V20L214 21L215 24H212L213 26H209V29H205V31H204V32H207L208 31L209 33H211L212 36L213 35H215V36H213L211 38L212 39L211 40L210 39V36L211 35H209V36H208V34L207 35L206 34L203 35V41H205V40L207 41V43L206 44H203V46L208 47V45H209V47H211V45H212L214 47H226L227 48V47H232V46H235L236 47V45H238V39L235 38V37L232 39V34L231 33L229 34L227 32L228 30H230L231 26L228 27L229 24H226V25L223 24L224 19H226V18L229 17V15H228V12H229ZM231 30L232 31H229V32H233L234 31V29H232V28H231ZM235 30H238V29H235ZM216 36H217V39H216ZM230 36H231V38H230ZM206 37H208V38H206ZM227 39H229V41ZM213 40H215L216 44L214 43ZM209 41H211V42H209Z\"/></svg>",
    "mask_w": 264,
    "mask_h": 264
}]
</instances>
